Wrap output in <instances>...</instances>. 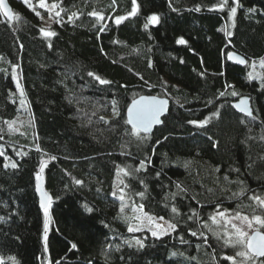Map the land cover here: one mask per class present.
I'll return each mask as SVG.
<instances>
[{
	"label": "trees",
	"instance_id": "trees-1",
	"mask_svg": "<svg viewBox=\"0 0 264 264\" xmlns=\"http://www.w3.org/2000/svg\"><path fill=\"white\" fill-rule=\"evenodd\" d=\"M37 1L31 3L40 16L10 0L19 19L0 18V262L231 264L224 257L235 256L241 264L242 247L226 246V227L210 216H264L250 199L264 198V0H239L234 18L233 0L223 10L221 0H136L132 16V0H47L59 5L51 14ZM73 12L78 18L70 22ZM153 14L158 23H149ZM117 16L127 18L116 24ZM232 51L247 63L229 60ZM144 93L171 103L163 123L142 139L126 122V109ZM242 95L251 98V116L233 105ZM207 117L203 127L189 123ZM44 159L51 197L46 242L36 179ZM118 168L130 173L123 174V212ZM140 205L176 229L159 238L148 228L129 232L131 211Z\"/></svg>",
	"mask_w": 264,
	"mask_h": 264
},
{
	"label": "snow or ice",
	"instance_id": "snow-or-ice-1",
	"mask_svg": "<svg viewBox=\"0 0 264 264\" xmlns=\"http://www.w3.org/2000/svg\"><path fill=\"white\" fill-rule=\"evenodd\" d=\"M22 2L30 9H32L37 16H40V13L35 10V7L31 3V0H22ZM113 3H115V0H113ZM133 3V8L130 13H128V16L135 15L137 10H138V5L136 4V0H132ZM228 0H221V2L217 5V7L220 10H223L227 6ZM233 4L235 6L230 8V18H234L237 12V7L239 6V0H233ZM38 6L39 8L45 9L46 11L51 14L53 10L59 7L58 4L53 3L49 5L47 3V0H38ZM0 10H3V15L8 17L9 19H19L17 16H15L5 0H0ZM61 11H64V9H61ZM250 12L255 11V9H249ZM55 15L57 17L60 16V12H56ZM90 16L95 17L98 21H103L105 19L104 15L102 13L93 11L89 13ZM76 17L78 18V14L73 12L71 16L68 17L69 21L71 22L72 19ZM42 18V17H41ZM126 16H117L115 17V23L119 24L121 23L124 19H126ZM149 23H158L159 22V17L155 14L151 15L148 17ZM59 22V21H57ZM147 27V24L145 25ZM42 34L45 37H51L56 35L55 32L52 31H46L45 29L40 30ZM103 31V29H101ZM228 35H231V33H228ZM178 43L184 44L186 43L183 39H180ZM232 58V55L229 54V59ZM239 63L245 64L247 63L244 59L238 58ZM151 66V65H150ZM261 66H264V59L261 60ZM253 67L255 65L253 64ZM90 76H94L96 80L99 81L101 84H109L110 81L104 80L99 76H96L94 73H89ZM249 78H259V77H253L252 73H249ZM142 79V77H141ZM264 86V85H262ZM17 87L20 88V85L17 84ZM21 96L24 95L23 89H20ZM233 96L237 95V93L232 92L231 93ZM221 96L225 95L224 92L220 93ZM21 103L23 104L24 101L21 100ZM115 105V101L113 102ZM167 104L168 101L166 99H161L155 96H141L138 100L133 99L131 104L127 108V123L132 126V133L136 135L137 137H140L141 133L148 134L151 132L152 128L154 125L160 124L162 121L160 120L161 115L164 114V112L167 110ZM223 107V106H221ZM235 108H237L240 112L246 113L248 116L252 115L251 109L248 107V101L246 99H242L238 104L234 105ZM114 114L119 115V113L116 111L115 107L113 108ZM212 117H219V109L212 114ZM212 117H207L204 120L201 121H189V123L198 125L200 127L205 126L208 122L209 119ZM9 127L11 128V124H9ZM142 139L147 138L145 137H140ZM39 151V148H37ZM20 155V153H17ZM3 155V152H0V156ZM52 160H55V157H51ZM47 165L46 160H41L40 161V170L36 173V179H37V190L40 191L41 194V208L44 211L45 215V221H44V239L45 242L47 241V233H48V228H49V207L51 204V197L49 194L45 191H43L40 187V181L42 179V173L44 171V168ZM8 165H5L7 167ZM145 164L144 161H141L140 163V168H144ZM11 167L16 168L17 165L16 163H12ZM139 171V169H137ZM121 173L124 175H129L130 173L124 169V168H118L117 170V175L119 176ZM77 184H81L82 181L76 180ZM120 183H123L121 180ZM113 196L116 195L115 192L112 193ZM139 196L143 197L144 193H138ZM175 195V194H174ZM119 199L122 202L121 205V212L124 211V200H125V195L123 192V189H120V195ZM251 200L255 201L257 205L261 208L264 209V198L258 195H253L250 197ZM219 208V206H217ZM143 205L139 206V209L133 208V211H139L140 214L135 217L139 223L136 226L129 225L128 231L129 232H136V231H142L144 228H148V230L151 232L152 236L159 238L160 236L166 235L169 230H175L176 225L167 223V228H165L164 224L158 223L157 218H154L152 216H149L147 213H144L142 211ZM89 212L92 211L91 208L88 209ZM172 211L175 213L177 212V209L175 206H173ZM160 221H163V217L158 218ZM189 219H192V217H189ZM210 220L213 225H220L221 221H223L224 225H230L232 231L229 232L227 229H225V237L224 239V244L226 246H241L242 251H239L236 253V256L242 257L243 260L241 261V264H248V262H251V264H264V260H261L260 258H264V216L261 215H255L253 214L251 217L247 215H242L241 213L237 212L235 215H230L227 213V210L220 211L218 210L214 215L210 216ZM146 221V223H145ZM239 221V223H236ZM209 229V231H213L210 225L207 223L204 225ZM193 236H196V232L191 233ZM214 235H216L218 238L220 237L219 232H214ZM203 236V233H201ZM207 240L205 239V243ZM131 244V242H127ZM135 244L139 245L141 248L144 246L143 241L140 239H135ZM72 249H76L77 245L72 244L71 245ZM45 250L46 244H45ZM14 259V258H12ZM225 260H228L231 262V264H237L236 257L235 256H225ZM2 264V262H0Z\"/></svg>",
	"mask_w": 264,
	"mask_h": 264
},
{
	"label": "water",
	"instance_id": "water-1",
	"mask_svg": "<svg viewBox=\"0 0 264 264\" xmlns=\"http://www.w3.org/2000/svg\"><path fill=\"white\" fill-rule=\"evenodd\" d=\"M5 2L7 3V5L9 6V8L11 9V11H12V13H13V7H12V4L10 3V0H5ZM0 11H1L2 15H3V10H0ZM13 14H14V13H13ZM3 16H4L5 18L9 19V18L6 17L5 15H3ZM9 20H13V19H9ZM229 54L232 55V58L229 59V60H232V61H234V62H236V63H239L238 58L244 59V60L246 61V57L243 56V55H241V54H239V53H237V52H233V51H232V52H230ZM228 58H229V55H228ZM239 64H241V63H239ZM141 96H155V97H158V98H161V99H166V100L168 101V104H167V110H166V111L164 112V114L161 115V117H160V120L162 121L160 124H162V123H163V117L168 113V110H169V108H170V103H171V101H170L169 97L164 96V95H159V94H147V93H144V94H140V95L136 96V97L133 98V99H137V100H138ZM133 99L130 101V103L128 104V106L131 104V102L133 101ZM242 99H246V100L248 101V107L251 109L252 114H253L252 102H251V98H250L249 95H242V96H240L237 100H235V101L233 102V105L238 104ZM128 106H127V108H128ZM235 109H236L238 112H240L237 108H235ZM240 113L247 115L246 113H243V112H240ZM126 117H127V109H126ZM127 118H128V117H127ZM160 124L154 125L150 133H152L153 130H154V128H155L156 126L160 125ZM129 125H130V124H129ZM40 187H41V189H42L43 191L47 192V190H46V188H45V186H44V178H43V176H42V179H41V181H40ZM37 191H38V190H37ZM47 193H48V192H47ZM48 194H49V193H48ZM38 195H39V200H40V203H41V194H40V191H38ZM49 196H50V195H49ZM50 205H51V204H50ZM262 231H264V229H262Z\"/></svg>",
	"mask_w": 264,
	"mask_h": 264
},
{
	"label": "rangeland",
	"instance_id": "rangeland-1",
	"mask_svg": "<svg viewBox=\"0 0 264 264\" xmlns=\"http://www.w3.org/2000/svg\"><path fill=\"white\" fill-rule=\"evenodd\" d=\"M34 4H35L36 6H38V1H37V2H34ZM155 15H157V14H155ZM2 16H3V15H2V13H1V11H0V18H1ZM157 16H158V15H157ZM45 30H46V29H45ZM46 31H47V30H46ZM12 75H13V78H14V81H15V84H16L17 91L20 92V89L22 88V85H21V81H20L19 76H18V71H17V67H16V66H14V67L12 68ZM17 84L20 85V88L17 87ZM44 160H46V159H44ZM46 161H47V160H46ZM39 170H40V168H39ZM39 170H38V171H39ZM41 175H42V174H41ZM121 180H122V181L124 180V179H123V173L120 174V176H119L117 182H118V185H119V190H120V189H123V192H124V195H125V191H126V190H125V187L123 186V183H120ZM262 186L264 187V184H263ZM50 206H51V205H50ZM134 207L137 208V209H139V206H134ZM49 210H50V207H49ZM142 211H143L144 213H147L149 216H152V217H154V218H157V217H155V216L149 214L148 212L144 211L143 209H142ZM220 211H224V210H220ZM131 212L133 213V216H134V221H133V222L131 221V225H132V226H136V225L139 223V221H137V220L135 219V217H136L137 215H139L140 212H139V211H136V212L131 211ZM215 213H216V212H215ZM227 213L230 214V215H235V213H232V212H230V211H228V210H227ZM242 215H243V214H242ZM49 217H50V212H49ZM49 222H50V219H49ZM157 222H158V223H162V224H164L165 228H167V223H171V222L166 221V220H164V219H163V221H160L158 218H157ZM165 222H167V223H165ZM145 223H146V221H145ZM236 223H239V221H237ZM220 225L225 226L224 223H223V221H221V224H220ZM225 227H226L225 229H227V231H229V232L232 231L230 225H227V226H225ZM169 231H170V230H169ZM240 258L243 260L242 257H240Z\"/></svg>",
	"mask_w": 264,
	"mask_h": 264
}]
</instances>
